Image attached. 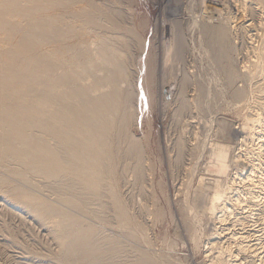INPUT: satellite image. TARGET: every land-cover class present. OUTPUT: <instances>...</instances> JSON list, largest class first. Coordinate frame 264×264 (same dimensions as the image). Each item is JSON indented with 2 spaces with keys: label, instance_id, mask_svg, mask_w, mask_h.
Wrapping results in <instances>:
<instances>
[{
  "label": "rangeland",
  "instance_id": "374dc122",
  "mask_svg": "<svg viewBox=\"0 0 264 264\" xmlns=\"http://www.w3.org/2000/svg\"><path fill=\"white\" fill-rule=\"evenodd\" d=\"M202 1L62 0V5L64 6L59 9H63V11H67V13L69 11L68 19L70 21H74L72 24L75 23V26L80 25L78 23L76 24L74 20L75 15L81 14V12L84 13L89 9V11H91L92 9V16L98 17L99 19L95 27L86 26L85 30L89 33L104 35L113 48L122 52V59H115L114 62L116 64L115 66H120L125 69V74L127 75L126 82L129 81V86L127 88L132 95L130 104L132 119L130 118L131 120L129 121V126L125 131L129 132L126 133H128L132 139L137 140L140 153L142 155L140 154L137 156V154L132 151L130 153L131 157H128V150L125 149H128L127 141L129 135L125 133L127 138L124 137V139L122 138L123 140H118L121 145L117 149L118 153L122 152L123 154L120 153L116 156L113 155V158L117 157V164L115 162L110 165V169L112 168L110 170L111 173L107 174L103 172L101 173L102 175L100 174L101 177L103 176L104 180L106 178L108 180H103L102 182L104 184L106 183V185L108 183L107 186L102 184L104 188L102 189L105 190L104 192H106V197H102V199L95 198V200H101V202L104 201L103 203L107 204L108 208L104 211L107 214L104 213L103 215L106 218V223H111V225L108 223L105 225L104 221L100 219L98 220V218L96 219L93 216V218L90 217L91 215L84 209L82 211L81 207L76 208L78 206L76 204V206H71L75 207L77 210L72 208L69 204H65L63 199L61 200L57 196L54 197L51 194L47 197L49 192L46 194V191L40 187L37 188L35 184L33 189H31L32 186H30L31 184L29 185V183L24 185L25 187L22 184H17L14 176L1 169L0 174L2 176H0V181L3 180V185L0 187V196L3 195L9 199L10 196H8L7 193V185H15L16 183V185H21L22 189L23 187L28 189L23 190L28 191L26 193H29L31 198H35V201L59 210L63 217L69 212L70 216L67 215L65 219L71 217V221H74L77 226L80 225L79 227L83 230L89 231V227L92 226L90 225L92 223L91 221H93L92 224L94 226H92V228L95 227L93 228V230H95L93 232L90 228V231L95 233L94 235H96L97 232L105 235L108 234L106 237L105 235L102 236L105 240L107 237H112L108 238L107 241L114 242L113 245L115 253H112L114 251L108 247L107 248L110 251L107 250V248L105 250L111 252V256L113 255L117 262L120 261V264H132L130 263V260L132 262L133 259L134 264H140V261L144 258L145 259L141 264H151L152 262V264H220V262L217 261V257L220 256V251L225 250L226 252L222 254L223 262L221 264H230V260H235V264H264V190L254 188L253 183L257 184L256 180L259 176L258 171L255 174L256 177H251L252 180L250 181L245 180L246 178L243 180L242 178L250 175L251 171H249V162L252 160L253 163L254 161L256 162V160H254V155H256V158L258 155L257 151L254 150L256 147L258 148L256 145H258L257 143L259 140L254 139V142L252 141L249 143V145L251 144L250 146L248 145L249 150H247L248 147H246L247 149L243 147L244 144L241 146L239 145L241 144V138H244V134L241 132L242 122L244 124V121L247 119L246 117L255 111L253 106L256 105L254 102L256 97L259 95L257 94V90L261 86L259 85L260 82L262 83L264 81V64L262 63L264 62V17L262 16L263 18H260L258 23L256 19L252 18L251 13L248 12V4H253L254 0H248L247 2L246 0H213V2H211L212 0ZM0 2H3L0 3V10H2L6 2L3 0H0ZM255 3H257L256 0ZM205 4H207L206 7ZM260 7L263 10L264 5H261ZM82 8L83 10L85 9V11H83ZM59 9L57 10L59 11ZM212 9L215 10L213 11ZM222 12L224 14L221 15ZM210 14L212 17H217V20L212 17L209 19ZM219 14L221 16H218ZM224 17L226 18L223 19ZM228 17H231L232 19H228ZM236 18H238L239 21ZM218 20H220V22H218ZM240 20L244 26L246 23H249V27H246V30L243 29L242 32L241 23L239 24ZM215 21H217V24ZM261 22H263V24ZM220 30L225 35L224 43H227L224 48H222L223 44L219 41L220 36L218 38V36L215 35L216 32H220ZM212 36H215V38ZM217 39L218 42H215ZM259 41L261 45L259 44ZM118 42H120L121 45L117 44ZM243 42H245L246 45ZM253 44H255V46ZM243 46L245 50L248 49L246 50L248 51L247 53L244 51ZM246 46L249 48L251 47V49ZM219 49H222L221 51L223 54H221L222 52L219 51ZM241 50L243 52L242 55L245 53L247 54H245L244 59L242 58L243 56L241 55ZM258 51L261 52L259 53ZM255 58L257 61H254ZM248 59H251L250 61L254 67ZM253 61L255 63H253ZM241 62L244 64H241ZM248 63H250V66ZM59 66L55 68H59ZM244 67H247L246 70ZM98 68L101 69L102 72V74L99 72L100 76L108 74V71L104 70L100 64L95 65V69ZM253 70H257V72ZM63 71L64 69L61 67L59 69V73L58 69L57 71L54 70V72L57 75L60 74V76L65 74L66 70L64 74H61ZM74 71L77 72L79 70L75 69ZM54 72L53 70L49 71L52 75ZM246 72H248V75H246ZM67 73H69L68 75L74 74L72 71L71 73L70 71ZM70 76L74 77V75ZM85 76L87 77V75ZM246 76L249 77L247 78ZM90 79L92 78L90 77L89 81ZM69 80H64L65 82L62 81L61 84L63 91L74 88L75 82L71 79ZM38 82L39 81H37V83ZM66 82H69L71 86H74L71 88V86H69ZM37 83L36 80H31V84L36 85ZM248 84H251V88H249ZM243 85L244 87H242ZM253 85L257 88H253ZM67 87L69 89H67ZM239 91H242V94H240ZM250 91H256L257 95L254 94L255 92L252 93ZM237 94L239 97H236L238 96ZM243 94L244 97H241ZM251 110L252 112H249ZM220 145H222V147L225 146L230 148H228L229 154H227V158H229L227 161L225 160V164L228 165V169L226 168L225 170H220V172L218 171L217 173L216 171L219 167L217 165L218 163L214 164L216 158L215 156L213 157L212 150ZM212 146L214 147L212 148ZM120 147H123V150H121ZM238 148L240 150H238ZM124 150L125 152H123ZM242 150L246 151L243 152ZM246 152L249 154L254 152V154L249 155V157L251 156L249 158L246 157L248 156ZM132 156H136L135 159ZM141 157L143 158L142 162L144 163L141 162ZM213 158H215V160ZM136 159L138 161L140 159V163L136 161ZM233 159L238 160H236L235 163L229 162ZM122 160L123 162H121ZM245 161L248 163L246 164ZM135 162L142 164V166L139 167L140 170L138 168V164ZM114 164L115 167L113 166ZM15 166L16 164H14L13 167ZM245 169L246 172L248 171L247 173L245 172ZM224 171H227V173L224 174ZM214 173H217V175ZM142 174L145 179L141 177ZM114 175L115 177H113ZM134 175L136 177L138 175V177L136 178ZM10 178L13 180H10ZM239 178L243 181H240ZM216 180H220V184L219 181L217 182V187L220 188L221 192L227 191L225 197L230 200L226 202L228 205L225 204L223 200L220 201V206H223L222 209L219 206V209L215 210L216 212H212L210 210V206L208 207V205H210V199L214 194L215 188L213 186H216ZM111 183L112 185L110 187L109 184ZM110 188H113L112 191H109ZM114 189L116 194L114 193ZM250 190L251 192L253 190L254 193H256V197L254 196V199H256L251 202L252 204L250 201L248 202V196H250L248 194L251 193ZM40 191H43L44 193H41ZM31 193L34 194L31 195ZM107 193L109 196H107ZM234 193L238 194L239 197L241 196L242 198L240 197V200H242L240 202H243L242 204L240 202L237 203L236 208L234 207L235 205H231V203H229L230 201L232 202V198H237L238 195H234ZM37 196L42 197L39 200V197ZM112 196H114V198ZM43 198L45 200H43ZM52 200L55 201L53 202ZM120 202L122 204L119 206L122 208L124 207L123 211L124 209L127 210L126 212L124 211L122 217L123 219L119 218L116 213H114L116 212L114 210L115 206ZM110 204L111 206H114V208H112ZM58 205L63 206L60 207ZM207 208L208 211L210 210L209 212L211 214L213 213V215H209L210 213L207 211ZM215 208H217L216 205ZM233 208H235V210ZM78 209H80L81 213L83 212L84 214L76 213L79 212ZM202 209H206V211L204 212ZM73 210H75V212ZM112 210H114V212H112ZM232 210L233 215L231 214ZM26 211L30 216L33 213L29 209H26ZM64 212L66 213L64 214ZM201 213H204V215ZM8 214L9 213L0 211V264H17L14 259L12 260V253H10V248L12 246H19V251H24L22 252V256L25 258L28 257L29 259L31 258L30 260H34L37 262L36 264H71L66 263L68 261H62L64 260L62 258L63 251L56 244H53V247L55 246L54 248L52 247V242L54 241L50 240L51 238L49 236H52L51 233H48V236H46L45 233L38 232L39 229L37 228V222H35L37 225L34 226L32 223V225L30 224L31 226L28 225L27 227V225L18 221L19 217L13 216L15 217L14 219L12 216L10 217V214ZM85 214L88 216H85ZM79 215H82L83 218ZM107 215L114 217L108 219ZM118 219H121V222H118ZM96 220L100 223L98 224V221ZM67 221L69 222L70 219ZM41 224H45V228L47 227L48 229V223L46 224L42 222ZM127 226L129 228H127ZM99 228L100 230H98ZM96 229L98 231H96ZM103 229L106 231L104 232ZM100 234L98 235L99 237L102 235ZM45 238H48L49 240ZM110 239H112V241ZM113 239L115 240L113 241ZM47 241H49V243ZM115 243L118 244L115 245ZM33 245L34 247H32ZM120 245L123 246L120 247ZM117 246L120 248V251L117 250ZM57 247L59 248L58 250ZM252 249H256L257 251L255 250L252 252ZM1 250L3 251V254ZM51 252L53 254H51ZM55 252H59L60 254ZM230 253L233 257L228 260L229 257L227 254ZM116 254L119 256L121 255L120 257L122 258L120 259ZM139 254L141 255L140 258L138 257L140 256ZM235 255L237 256L234 257ZM59 257L61 261L59 260ZM118 258L120 260H117ZM45 260L47 263H45ZM135 260H138V262ZM116 261H114V263L118 264ZM122 261L124 262L122 263Z\"/></svg>",
  "mask_w": 264,
  "mask_h": 264
},
{
  "label": "bare ground",
  "instance_id": "6f19581e",
  "mask_svg": "<svg viewBox=\"0 0 264 264\" xmlns=\"http://www.w3.org/2000/svg\"><path fill=\"white\" fill-rule=\"evenodd\" d=\"M3 1H5L6 4H5V6H3V9L0 10V169L4 170V171L10 173L12 176H14L16 178L17 184H22L24 186V185H27V183H29V185L31 184L30 186H32L31 189H33V186L36 185L37 188L40 187L41 189L46 191V194H47V192H49V194H47V197H48V195L50 196L52 194L54 197L57 196L59 199H61V200L63 199V201L65 202V204L67 203V205L69 204L70 206L71 205L74 206L76 204V205H78L76 208L81 207L82 211L84 209L88 214L91 215L90 217L93 216L96 219L98 218V220L100 219V220L104 221L105 225H106L108 222L106 223V221H105L106 218L104 217L103 214L105 213L104 211L106 208H108V206L106 203H103L104 201L101 202V200L100 201L97 199H96L97 201L95 200V198H101L102 199V197H106V195H105L106 192H104L105 190H103L104 189L103 185H106V183L105 184L102 183L104 179H103V176L102 177L100 176V174L103 172L107 173V174L111 173L110 170L112 168L110 169V165H112L113 163L118 161L117 157L113 158V155L116 156L117 154L122 153V152L118 153V150H117L118 147L121 145L119 143V141L123 140L124 137L127 138L126 134H128L129 132L125 131V130H126V128H128L129 121L132 119V114H131L132 111L130 109L132 95H131V92L129 91V89L127 88L129 86L128 85L129 81L126 82L127 75L125 74V69L120 67V66H115L116 64L114 62L115 59H122V52L116 48H113L111 46V44L107 41V38L104 35L89 33L87 30H85L86 26L87 27H89V26L95 27L96 23L99 19L98 17L92 16V13H93V12L91 13L92 9H91V11H89L90 9L88 11H85V9L83 10V8H82V10L85 12L82 13L80 11L81 14L75 15V18H74L76 24L78 23L80 25L75 26L74 25L75 23L72 24L74 21H70L68 19L69 11L67 13V11H63V9L62 10L59 9V8L64 6V5H62V0H3ZM207 1H209V0H207ZM247 1L248 0H246V2ZM256 1H257V3H255V0H254L253 4L252 3L250 4L248 2L249 4H248L247 9L249 10L248 12L251 13L252 18L256 19L257 22L259 23L260 18L264 17V13H263L264 8L262 10V8L260 7L261 5H264V0H256ZM211 2H213V0ZM0 3H3V2H0ZM180 4H181V2H180ZM215 4H216V2H215ZM201 5H203V4H201ZM87 6H89V5H87ZM206 6H207V4H205V7ZM238 7H240V6H238ZM92 8L94 9L93 6H92ZM57 9H59V11ZM232 9H234V8H232ZM240 9H242V8H240ZM94 11H95V9H94ZM216 11H217V9H216ZM231 11H230V13H231ZM223 12L221 13V15L224 14ZM221 15L219 14L218 16H221ZM211 17L212 16L210 14L209 19ZM212 18H215V17H212ZM225 18L226 17H224L223 19H225ZM230 18L228 17V19H230ZM215 19L217 20V17ZM236 19H238V18H236ZM220 20H218V22H220ZM241 20H243V19H241ZM241 20H240L239 24L241 23ZM238 21H239V19H238ZM216 22L217 21H215V23ZM245 23H246V21H245ZM261 23L263 24V22H261ZM240 25L242 26L241 32L246 27L247 28L249 27V23L248 24L246 23L245 26L243 25V23H241ZM255 26H257V25H255ZM239 28H240V26H239ZM218 30H216V31H218ZM211 32H210V34H211ZM258 32H256V33H258ZM215 35H217L218 38L220 36L219 41L223 44L222 48H224L225 45H227V43H224V41H225L224 33L220 30V32H216ZM246 35H248V34H246ZM212 37L215 38V36H212ZM241 40H242V38H241ZM249 40H250V38H249ZM215 42H218V39H217V41L215 40ZM250 42H254V41H250ZM121 43H123V42H121ZM243 43H245V42H243ZM117 44H120V42H118ZM125 44H126V42H125ZM259 44H260V41H259ZM218 45H219V43H218ZM245 45H246V43H245ZM253 45L255 46V44H253ZM248 46H249V44H248ZM248 46H246V47H248ZM226 48H227V46H226ZM243 48H244V46H243ZM249 49H251V47ZM221 50L219 49V51H221ZM237 50H235V51H237ZM246 50H248V49H246ZM246 50L244 48V51H246ZM226 52H227V49H226ZM241 52H242V50H241ZM247 52L248 51H246V53ZM251 53H253V52H251ZM221 54H223V52ZM221 54H220V56H221ZM242 54H243V52L241 53V55ZM245 54L242 55L243 59H244ZM263 55H264V53H263ZM252 57H253V55H252ZM246 58H247V56H246ZM222 59H220V60H222ZM255 59H254V61H257V59L256 60ZM223 60H225V59H223ZM250 60L248 59V61L252 64V62ZM239 61H240V59H239ZM254 61H253V63H255ZM258 62H259V60H258ZM220 63H221V61H220ZM250 63H248V65ZM262 63L264 64V62H262ZM96 64H100L104 68V70L108 71V74L100 76L99 72L101 74H102V72H101V69H99V68L95 69ZM241 64H244V63L241 62ZM256 64H257V62H256ZM57 66H59V68H55ZM242 66H244V65H242ZM60 67L64 69L63 73H61V74H64V72L66 70V72L63 76H60V74H58L59 75L58 76L54 72V70L57 71V69H58V73H59ZM253 67H254V65H253ZM260 67H262V66H260ZM246 68L244 67L245 70H246ZM263 68H264V65H263ZM75 69L79 70V71L76 72V71H74ZM51 70H53V72H54L53 75L49 73V71H51ZM259 70H260V68H259ZM69 71H70V73H71V71L74 72V74H70V75H74V77L68 75L69 73H67V72H69ZM250 71H252V70H250ZM253 71L257 72V70H253ZM97 73H98V75H97ZM246 73H247L246 75H248V72H246ZM85 75H87V77ZM227 75H229V74H227ZM244 75H245V73H244ZM255 75H250V76H255ZM90 77L92 79H90V81H89ZM230 77H232V76H230ZM256 77H257V75H256ZM260 77H261V75H260ZM69 79H71L75 82L74 83L75 86L73 85L74 86L73 89L63 91V89H62L63 87H62L61 83H62V81H64V80L68 81ZM250 79H253V78H250ZM31 80H36V83H37V81H39L36 84L37 86L31 84ZM86 81H88V82H86ZM247 82H249V81H247ZM66 83L69 84V82H66ZM250 85H249V88H251ZM259 85H261L257 90L258 91L257 94H259V95L256 97V100H255L256 103L254 102V104H256L254 106H256V107L253 106V108H255L254 109L255 111L254 110H253L254 112H252V110L249 111V112H252V114L249 116L246 114L248 117H246L247 118L246 121H244L245 119L243 120L244 124L242 122L241 132L244 134L243 135L244 138H241V141H240L241 144H239V145L241 146L244 144L243 147L246 148V147H248L249 143H251L252 141L254 142V139L259 140L257 143L258 145H256V146H258V148L256 147L255 150L250 149V150L257 151V155H258L257 158H256V155H254L256 158V159L254 158V160H256V162L254 161V163H253V160L249 162L248 166H250V168H251V170L249 168V171H251L250 175L247 174L248 175L247 177H242V178H243V180L246 178L245 180L250 181V180H252L251 177H253V176L256 177L255 174L258 171L259 176L257 177V180H256L257 184H255L253 182L252 183L254 184V188H260L261 190H264V81L262 83L260 82ZM69 86H71V84H69ZM73 86H71V88ZM236 87H237V85H236ZM242 87H244V85ZM254 87H255V85H253V88ZM255 88H257V87H255ZM67 89H69V88L67 87ZM241 90H243V89H241ZM254 90H256V89H254ZM241 92L239 91L240 94H242ZM250 92H252V93L255 92L254 94H256V91H254V92L250 91ZM235 93H237V92H235ZM183 94H185V93H183ZM239 95L236 97H239ZM242 96L244 97V94L241 95V97ZM241 97H240V99H241ZM236 100H237V98H236ZM238 101H239V99H238ZM248 101H249V99H248ZM236 104H237V101H236ZM126 132H128V133H126ZM124 141H126V140H124ZM127 142H128V144H127L128 149H125V150H128L127 151V155L129 154L128 157L130 156V153L132 151L135 152V154H137V156H139L141 153H140V149H139V145H138L137 140L132 139L129 135ZM122 144H123V142H122ZM182 146H183V144H182ZM214 146H216V145H214ZM214 146H212V148ZM220 146L215 147L212 150L213 157L215 156L216 161H217V162L215 161V163L214 162L213 163L214 164L218 163L217 165L219 167L218 170L216 171L217 173H218V171L220 172V170H225L227 168L228 165L225 164V160L227 161L229 158V157L227 158V154H229L228 153L229 147L227 148L225 146L222 147V145H220ZM252 146H255V145H252ZM122 148H121V150H123ZM253 148H255V147H253ZM125 150L123 152H125ZM238 150H240V149L238 148ZM247 150H249V147ZM245 151H243V152H245ZM240 153H241V151H240ZM247 154H248V156H246V157H249V155L254 154V152L253 153L251 152V154H249V153H247ZM247 154H245V155H247ZM241 156H242V154H241ZM120 157H119V160H120ZM135 157H133V158L135 159ZM236 157H238V156H236ZM246 157H245V159H246ZM133 158H132V160H133ZM215 158H213V159L215 160ZM211 159H212V157H211ZM238 159H241V158H238ZM238 159H233L232 161H229V162L235 163L236 160H238ZM136 161H138V160L136 159ZM142 161H143V158H142L141 162ZM121 162H123V160ZM138 162L140 163V159ZM12 163L16 164V166L13 167L14 164H12ZM135 163L138 164L137 162H135ZM142 163H144V162H142ZM247 163L248 162H246V164ZM116 164H117V162H116ZM217 165H216V167H217ZM113 166L115 167V164ZM141 166H142V164H138V168ZM131 169H132V167H131ZM139 170H140V168H139ZM134 171H136V170H134ZM131 172H132V170H131ZM245 172H246V169H245ZM142 173H143V171H142ZM217 173H214V174L217 175ZM223 173L225 174V173H227V171H224ZM5 174H7V173H5ZM138 175H137V177H138ZM242 175H244V174H242ZM0 176H2V175L0 174ZM220 176H223V175H220ZM113 177H115V175ZM141 177H143V174ZM141 177H139V178H141ZM104 178H106V177H104ZM10 180H13V179L10 178ZM243 180L240 179V181H243ZM104 181H108L107 178ZM218 181L220 184V180H218ZM218 181L217 180L215 181L216 186H213L215 188L214 194L210 199V205H208V207L210 206V210L212 212L219 209L220 201L223 200L224 203L227 204L226 202L230 200V199L225 197L227 191L221 192L220 188L217 187ZM110 182H111V180H110ZM16 183H15V185H12V184L7 185L8 186V192L7 193L11 199L10 198L8 199V198L4 197L3 195L0 196V211H4L6 213H9L10 217L12 216V218H14V219H15V217H13V216L19 217L18 221L24 223V225H27V227H28V225L31 226L32 223L34 226L38 224L37 225V228L39 229L38 232L45 233L46 236H48V233H51L52 236H49L51 238L50 240L54 241V242H52V247H53V244L54 245L56 244L63 251V254H62L63 256L62 255H58V256H62V258L64 259L62 261H68L66 263H71V264H73V263L74 264H115L114 261H116V260L114 259L113 255L111 256L112 253H115V251H114L115 249H114V245H113L114 242L107 241L108 238H112V237L111 236L107 237V239L105 240V238L102 237L105 234L101 233L102 234L101 235L99 232H97V234L99 233L102 238L98 236L99 234L94 235L95 233H93V232L95 229L93 230V228H95V227L92 228V226H94L92 224L93 221H91L92 223L90 225H92V226L89 227V231L83 230L79 227L80 225L77 226V224L74 221H71L72 220L71 217L68 219H65V217H67V215H69V212L67 213V215H64V217H63V215L59 212V210L52 208V207H49L46 204L35 201V198L34 199L31 198L29 196V193H26L28 191H24V190H28V189L24 188L25 186L23 187V189H24L23 190L22 186L16 185ZM2 185H3V180L0 181V187ZM107 185H108V183H107ZM109 185L111 187L112 183ZM114 185H116V184H114ZM235 185H236V183H235ZM256 185H257V187H256ZM20 186H21V188H20ZM30 186H29V188H30ZM34 189H35V187H34ZM112 189L113 188H110V190L109 189L108 190L112 191ZM212 190H213V188H212ZM236 190H238V189H236ZM253 190H255V189H253ZM253 190H252V192L250 190L251 193L248 194V195H250V196H248L249 197L248 202L250 201V203L255 201V199H256V198L254 199V196L256 193H254ZM40 192L42 193L43 191H40ZM114 193H115V189H114ZM32 194H34V193H31V195ZM235 194L236 193H234V195ZM238 194H239V192H238ZM238 194H236V195H238ZM111 195H112V193H111ZM107 196H109V194ZM37 197H39V196H37ZM41 197H39V200ZM112 197L114 198V196H112ZM231 197H232V195H231ZM240 197L238 195L236 199L232 198V202L230 201L229 203H231V205H235L234 207L236 208V204L242 200V199L240 200ZM36 200H37V198H36ZM43 200H45V199L43 198ZM108 200H110V199H108ZM114 201H116V200H114ZM117 201H118V198H117ZM57 204H58V202H57ZM115 204H117V203H115ZM120 204H122V203L120 202L119 204H117L115 206V208H114V206H111V204H110V206L112 208H114V210L116 211V212H114V210H112V212L116 213V215L119 218L123 219L122 217H123L124 211L126 212L127 210L124 209V211H123L124 207L122 208L121 206H119ZM246 204H247V202H246ZM215 205L217 206V208H215ZM55 206H56V204H55ZM58 206H60V205H58ZM62 206H60V207H62ZM229 206H230V204H229ZM222 207L223 206H220L221 209H222ZM63 208H65V207H63ZM72 208H75V207H72ZM76 208H75V210H77ZM230 208H231V206H230ZM235 208H233V209L235 210ZM26 209H29L31 212H33L31 216H33V214H34V216L31 217L27 212L28 210L26 211ZM224 209H225V206H224ZM227 209H226V211H227ZM65 210H68V209H65ZM75 210H73V211L75 212ZM78 210H79V212H76V213H81L80 209H78ZM202 210H200V211H202ZM203 211L205 212L206 209ZM207 211H208V208H207ZM218 211H220V210H218ZM232 212H233V210L231 211V214H232ZM65 213L66 212H64V214ZM105 214H107V213H105ZM201 214L204 215V213H201ZM223 214H221V215H223ZM86 215L87 214H85V216ZM209 215H213V213L212 214L210 213ZM107 216H108V219L114 217V216L110 217L109 215H107ZM125 216H126V213H125ZM80 217H82V215ZM69 219H70V221L68 222L67 220H69ZM78 219H79V217H78ZM121 219L120 220L118 219V222L119 221L121 222ZM125 219H126V217H125ZM98 220H96V221H98ZM111 220H110V222H111ZM116 221H117V219H116ZM128 221H130V220H128ZM35 222H37V224ZM42 222H44L46 224L48 223V229H47V227L45 228V226H44L45 224L44 225L41 224ZM95 223H97V222H95ZM99 223L100 222L98 221V224ZM85 224H86V222H85ZM108 224L111 225V223H108ZM124 224L127 225L126 223H124ZM100 225H102V224H100ZM117 225H118V223H117ZM81 226H82V224H81ZM107 227H106V229H107ZM129 227H130V225H129ZM129 227L127 226V228H129ZM23 228H24V226H23ZM90 228L92 229L93 232L90 231ZM100 228L98 230H100ZM116 229H117V226H116ZM120 229H118V230H120ZM98 230L96 229V231H98ZM105 231L106 230H104V232ZM29 233H31V232H29ZM107 233H108V230H107ZM107 235L108 234H106L105 237ZM216 236H217V234H216ZM220 237H222V236H220ZM45 239H48V238H45ZM110 240L112 241V239H110ZM114 240L115 239H113V241ZM28 241H29V239H28ZM116 241H118V240H116ZM47 242L49 243V241H47ZM50 243H51V241H50ZM120 243H122V242H120ZM117 244L115 243V245H117ZM6 246H7V244H6ZM42 246H44V245H42ZM121 246H123V245H120V247ZM18 247L12 246L10 248V250H11L10 253H12V257H13L12 260L14 259V261L17 264H36L37 263L34 260H30L31 258L29 259L27 256L26 257L28 259L23 257L22 252H24V251H22V252L19 251ZM32 247H34V245ZM58 247H57V250L59 249ZM107 247L110 248L114 252L111 253V252L106 251L105 249ZM40 248H42V247H40ZM108 248H107V250H109ZM230 248H232V247H230ZM119 249L120 248L118 247L117 250H119ZM255 250L252 249V252H254ZM121 251H122V249H121ZM225 252H226V250L220 251V256L218 255L219 257H217V261L220 262V264L223 262L222 261V254ZM55 253L60 254L61 251H60V253L59 252H55ZM231 253L227 254L229 257L228 260H230V258L232 259V257H233ZM2 254H3V251H2ZM51 254H53V253L51 252ZM118 254H119V252H118ZM118 254H116V255H118ZM24 256H25V254H24ZM120 256H119V258L121 259L122 257H120ZM125 256H127V255H125ZM236 256L237 255H235L234 257H236ZM135 257H136V255H135ZM138 257L140 258L141 255ZM119 258L117 260H120ZM41 259H43V258H41ZM144 259L140 262L142 263L144 261ZM59 260L61 261L60 257H59ZM133 260H132V262L130 260V263L134 264ZM8 261H10V260H8ZM49 261H50V259H49ZM135 261L138 262V260H135ZM123 262L124 261H122V263ZM150 262H151V260H150ZM234 262H235V260L234 261L230 260L229 263L235 264ZM45 263H47V261ZM49 263H51V262H49ZM117 263L120 264L121 262L119 261ZM123 264H126V263H123Z\"/></svg>",
  "mask_w": 264,
  "mask_h": 264
}]
</instances>
